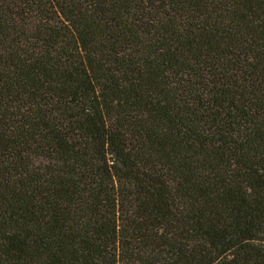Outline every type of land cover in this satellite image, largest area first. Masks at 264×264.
<instances>
[{"label":"trees","instance_id":"trees-1","mask_svg":"<svg viewBox=\"0 0 264 264\" xmlns=\"http://www.w3.org/2000/svg\"><path fill=\"white\" fill-rule=\"evenodd\" d=\"M0 264H264V0H0Z\"/></svg>","mask_w":264,"mask_h":264}]
</instances>
